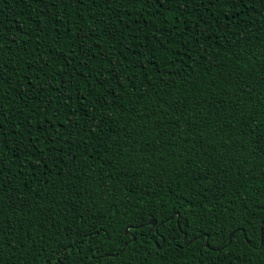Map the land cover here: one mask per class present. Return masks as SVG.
Masks as SVG:
<instances>
[{"label":"snow or ice","instance_id":"obj_1","mask_svg":"<svg viewBox=\"0 0 264 264\" xmlns=\"http://www.w3.org/2000/svg\"><path fill=\"white\" fill-rule=\"evenodd\" d=\"M257 78L264 0H0V264H264Z\"/></svg>","mask_w":264,"mask_h":264},{"label":"trees","instance_id":"obj_2","mask_svg":"<svg viewBox=\"0 0 264 264\" xmlns=\"http://www.w3.org/2000/svg\"><path fill=\"white\" fill-rule=\"evenodd\" d=\"M16 7L18 8L19 6H16ZM11 11H12V8H11V6H9L6 9V12L10 13ZM158 55H160V54L158 53ZM252 84H253V91H252V97H253V99L251 101V104H252V109H255V111L252 114H253L254 118L256 119L257 123H259L260 122V119H261V116L264 115V112H261V110H260L261 109V105L259 103V99H257V98L262 95L261 88L264 87V86H261L258 83V78H257V80H253L252 81ZM247 114L248 113H245V115H247ZM242 179H247V176L243 177ZM261 183H264V177H259L255 181V184L256 185H259ZM6 255H8V254L6 253ZM16 258L19 259V260H21V261H30L32 259L30 256H24L21 253H16ZM256 259L258 261L259 260V257H257Z\"/></svg>","mask_w":264,"mask_h":264}]
</instances>
